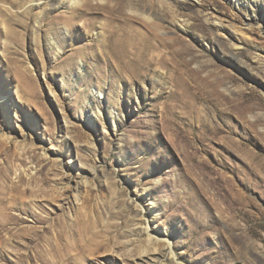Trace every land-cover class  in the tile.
Returning <instances> with one entry per match:
<instances>
[{
    "label": "rangeland",
    "instance_id": "rangeland-1",
    "mask_svg": "<svg viewBox=\"0 0 264 264\" xmlns=\"http://www.w3.org/2000/svg\"><path fill=\"white\" fill-rule=\"evenodd\" d=\"M79 1L0 0V264H264V0Z\"/></svg>",
    "mask_w": 264,
    "mask_h": 264
},
{
    "label": "bare ground",
    "instance_id": "bare-ground-1",
    "mask_svg": "<svg viewBox=\"0 0 264 264\" xmlns=\"http://www.w3.org/2000/svg\"><path fill=\"white\" fill-rule=\"evenodd\" d=\"M235 1V0H233ZM80 3L79 0H70V4L78 5ZM70 6V5H69ZM144 13V12H143ZM214 12H209V15L214 17V20L217 19L215 17L216 14H213ZM143 16V15H142ZM147 20L150 19L149 14L144 15ZM219 29V28H218ZM157 30L156 26H151L150 30L147 32L138 30L136 28L129 29L127 31H121V27H119V32L116 36H118L117 40L114 41L115 44L110 43L116 37L110 36V40L114 38L109 43V48L111 50L113 57H119L121 60H125L128 66L131 65L133 58L132 56L140 57V56H146L148 58V63L151 64H160L162 62H165L164 56H162L160 51H156L155 45L153 44V36L154 31ZM220 33L224 34V31L221 29L218 30ZM132 58V59H131ZM138 60V58H137ZM134 62V61H133ZM134 64V63H133ZM132 67V65H131ZM148 231V230H147Z\"/></svg>",
    "mask_w": 264,
    "mask_h": 264
}]
</instances>
